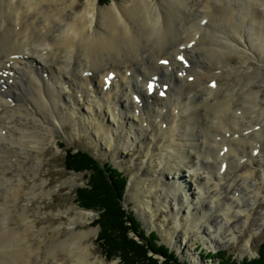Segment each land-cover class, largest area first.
Instances as JSON below:
<instances>
[{
  "label": "bare ground",
  "instance_id": "1",
  "mask_svg": "<svg viewBox=\"0 0 264 264\" xmlns=\"http://www.w3.org/2000/svg\"><path fill=\"white\" fill-rule=\"evenodd\" d=\"M79 1L0 0V20L8 18L0 25V213L15 226L0 233V253L20 257L2 264H105L92 259L97 231L78 229L96 214L76 206L65 226L51 228L44 253L35 244H45L47 228L37 227L29 206L51 194L42 169L66 122L141 145L148 160L127 198L141 214L162 204L178 222L191 218L192 232L198 227L206 245L221 246L212 227L199 224L205 195L213 189L212 204L230 197L224 224L234 204L264 198V0L114 1L108 9L87 0L77 12ZM229 169L240 179L223 188ZM245 213L247 223V210L237 212ZM182 236L187 242L185 228ZM183 256L200 264L189 249Z\"/></svg>",
  "mask_w": 264,
  "mask_h": 264
},
{
  "label": "rangeland",
  "instance_id": "2",
  "mask_svg": "<svg viewBox=\"0 0 264 264\" xmlns=\"http://www.w3.org/2000/svg\"><path fill=\"white\" fill-rule=\"evenodd\" d=\"M86 1L87 0L79 1V9L77 12H80L84 9ZM103 1L100 2L99 0V5L104 9L111 7L114 1H122L123 4L128 6L134 2V0H108V2L104 4ZM157 1L160 4L165 2V0ZM77 12L71 10L68 14L70 17H72V15L74 16ZM5 20H8V18H2L0 20V25ZM34 38L39 37L34 35L33 39ZM236 61V57L232 59V62L235 63ZM261 95L264 98V85L262 87ZM55 132L58 146H50V149L47 152L44 168L42 169V174L45 176L47 192L51 190V194L45 198L35 199L29 206V212L33 214L31 217L35 218L37 227L47 228L45 244L39 240L35 241L36 246L42 247V252L47 249L50 237L52 236L54 238V232L51 228L65 226V223L69 220V216L75 214L71 208L74 206L80 208L76 200V190L80 187H85L89 183V178L87 176L88 174L86 172L77 173L65 168L67 149L75 148L77 150H84L91 153L102 163H112L114 167L118 168L127 178H129L124 198V207L127 210L134 212L137 219L141 222L143 229L146 231V236L150 235L151 233H156L158 235V245H167L172 252H175L181 261H187L190 264L189 259L183 256L188 249L194 254V256H199L200 264H219V261L207 259L205 256L206 253H214L220 250L226 251L230 257L238 262H241L245 258L254 259L257 257L258 249L260 245L264 243V198H260L255 205L254 203L256 201H254V198L249 196L246 197L239 205L234 204V208L230 213L231 221L228 224H224L223 213H227L230 197L223 196L220 202L217 201L215 204H212L213 199L211 196L214 194V191L211 189L209 194L205 195L210 196V198H206V201L202 199L206 210H208L207 218L204 222L199 224L212 227L213 233L217 234L215 236L216 239L224 240L222 241L221 246L215 244V247H212V245L205 244V235L201 233V229L196 227L194 228V232H192L191 228L188 227L190 222H194L191 221V218L188 219L187 223L178 222L176 218L171 215V212L162 209V204L160 205L159 211L151 210L146 214H141L139 211L138 202L129 200L127 198L128 188L130 187L131 181L135 179V175L140 168L141 162L148 160V157L145 155V151L141 145L129 148L120 143H113L111 139L105 134H102L101 137L98 138L96 134L87 133L86 130L84 132H76L70 122L65 123L64 130L58 129ZM1 144L2 146L5 145L4 142H1ZM28 164L32 165L33 162ZM160 168L161 165H157L154 172L156 175L158 174ZM233 171L234 170L229 169L225 174V182L222 183L223 188L230 186L234 181L237 183L239 182L240 178H237L235 172ZM259 176L261 175L259 174ZM259 176L257 175L256 179H259ZM241 187V184H239V189H241ZM24 188L26 191L29 190L31 188V184L25 181ZM205 196L203 198H205ZM172 197L173 194L171 193V198ZM190 199H192V197ZM209 206H211L210 208L212 211H209ZM240 209L247 210L249 213L250 217L247 223H245L248 217L247 213L237 214ZM90 211L96 214L94 222L88 224L87 226L78 225V229H94L97 231V233L91 238V241H94V246L91 247L94 253L92 259L94 261L97 259L103 260L105 264H119V258L114 260L106 259V256L98 242V235L101 229L98 225H96L95 222L99 218L100 212L94 209ZM198 214L201 215V212L199 211ZM217 214L220 216V223L215 219ZM0 219V233L7 232L15 227L13 224L9 225L11 223V215L0 213ZM184 228L188 239L187 242H185L182 236ZM171 234H173L175 239L173 241L170 238ZM133 235L134 234H131V236ZM233 235L238 236V239L230 243V239L233 237ZM14 238L17 241L22 242L23 250L26 246H28L22 236V233L19 231L16 230ZM136 239L140 240L139 237H136ZM33 241L34 240H32L31 243ZM179 248H181V250H179ZM36 250L41 252L40 249ZM15 251L19 252L20 248L16 247ZM157 257L162 258L160 256ZM19 258L20 257L4 256V254L0 253V264H2L1 261L14 262L19 260ZM40 261L41 260L38 262L40 263ZM60 264H65V262L60 261Z\"/></svg>",
  "mask_w": 264,
  "mask_h": 264
},
{
  "label": "trees",
  "instance_id": "3",
  "mask_svg": "<svg viewBox=\"0 0 264 264\" xmlns=\"http://www.w3.org/2000/svg\"><path fill=\"white\" fill-rule=\"evenodd\" d=\"M103 2L106 4L108 0ZM65 168L88 174L89 183L76 190V200L81 207L100 212L95 222L101 229L98 242L107 259L119 258V264H189L165 245H158L156 233L146 236L134 212L124 207L129 178L123 172L110 162L102 163L90 153L73 148L67 149ZM205 258L219 261V264H264V243L253 260L245 258L238 262L224 250L206 253Z\"/></svg>",
  "mask_w": 264,
  "mask_h": 264
},
{
  "label": "snow or ice",
  "instance_id": "4",
  "mask_svg": "<svg viewBox=\"0 0 264 264\" xmlns=\"http://www.w3.org/2000/svg\"><path fill=\"white\" fill-rule=\"evenodd\" d=\"M180 59H183V57H180ZM162 63H167V61H162ZM213 87H215V85H212Z\"/></svg>",
  "mask_w": 264,
  "mask_h": 264
}]
</instances>
